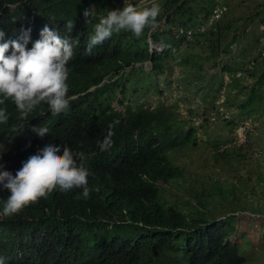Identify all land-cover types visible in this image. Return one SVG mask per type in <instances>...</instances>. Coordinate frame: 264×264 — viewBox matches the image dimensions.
Here are the masks:
<instances>
[{
  "label": "trees",
  "instance_id": "1",
  "mask_svg": "<svg viewBox=\"0 0 264 264\" xmlns=\"http://www.w3.org/2000/svg\"><path fill=\"white\" fill-rule=\"evenodd\" d=\"M123 1L0 0V29L6 33V40L17 39L20 29L30 26L35 41L45 25L78 40L68 62L71 99L67 111L53 116L42 102L27 118H21L11 100L2 105L9 117L7 123L0 124L2 166L15 175L31 152L52 139L74 152H85L86 166L92 172L88 199H77L82 189L68 193L53 190L18 214L0 216V255L6 257V264H245L240 243L233 237L236 231L252 226L256 214L264 216L261 200L256 214L233 213L212 220L196 216L192 210L183 213L168 204L161 199L159 185L185 177L184 169L172 162L171 153L197 147V129L181 117L175 104L161 101L154 107L129 105L120 112L114 103L123 105L130 88L129 75L138 69L144 72L147 63H151L149 77L157 91L154 77L171 72L175 68L173 60L190 76L200 78L206 75L205 62L216 64L226 57L220 72L228 74L227 85L231 87L227 103L239 109L240 119L262 117L264 61H252L243 49L239 54L248 61H241L239 69L233 65V47L248 36L247 29L241 31L238 24L224 18L226 15L205 33L195 32L187 39L188 29L210 18L219 4L217 0L155 2L161 5L157 30L146 28L139 38L131 32L114 33L88 53L87 40L94 24ZM85 5L94 7L93 19L85 15ZM256 14H264V9ZM69 18L72 24L67 22ZM150 40L164 50L151 53ZM253 40L258 46L260 38L254 36ZM184 44L205 48L209 55L191 53L177 58L176 52ZM129 67V77L101 85L108 75ZM211 79L206 81L210 89L214 83ZM248 79L252 82L246 84ZM218 84V89L213 93L209 90L207 96L215 95L224 81ZM39 125L49 127L48 136L40 137L34 131ZM110 131L114 144L102 151L100 142ZM231 151L223 150L218 155L229 163ZM245 156L240 148L235 157L243 161ZM248 167V171L254 170ZM256 180L264 193V174L257 175ZM9 195L8 190L0 188V198ZM236 219L237 224H229Z\"/></svg>",
  "mask_w": 264,
  "mask_h": 264
},
{
  "label": "rangeland",
  "instance_id": "2",
  "mask_svg": "<svg viewBox=\"0 0 264 264\" xmlns=\"http://www.w3.org/2000/svg\"><path fill=\"white\" fill-rule=\"evenodd\" d=\"M159 1L161 0H128L129 3L137 6L138 10L148 8L152 3ZM217 1L218 5L228 7V13L224 18L227 17L229 21L238 24L241 31L247 29L248 38L242 39L237 47H233L235 52L233 65L239 69V63L244 61L239 54L243 49H247L252 61L255 58L264 61V22L262 21L264 14H256L264 9V0ZM124 4L125 0L116 9H122ZM163 24L164 21L159 26L162 27ZM157 28L154 27L152 30L155 31ZM252 36L260 38L258 46L254 45L255 40ZM158 47L160 45L151 42L152 50ZM191 53L201 54L204 57L209 55L205 48L186 44L176 52V55L179 58ZM225 59L226 57L219 58L216 64L205 62L206 75L200 78L190 76L191 74L178 67L176 60H173L171 64L175 65V68L171 72L154 77L158 85L157 91L149 77L151 73L149 64L143 66L144 72L138 69L131 73L127 69L117 74L120 76L125 72L128 76L131 73L130 77L128 76L130 88L123 105L118 101L114 103L118 111H124V107L129 105L154 107L164 101L170 105H177L181 117L197 129V147L187 146L171 153L172 162L184 169V179L174 180L170 184H160L159 187L161 199H165L168 204L174 205L183 213L188 214L192 210L196 216L208 220L233 213L256 214L259 199L261 206L264 205V193L256 180L257 175L264 174V116L240 119L237 116L239 109L227 103L231 87L227 85L228 74L222 75L220 72ZM246 61L248 59L244 63ZM115 79L116 77H107L105 82L108 84ZM209 79L214 82L211 84L212 89L207 87L206 81ZM220 80L224 81L222 88L217 90L215 95L207 96L206 93L210 91L213 93V89H218ZM245 82L251 83L252 80L248 79ZM103 84L105 83L101 85ZM119 99H122V95ZM240 148H243V153L246 155L243 161L235 157ZM233 149L235 151L232 152ZM223 150H227L228 153L231 151L233 154L229 163H225L218 155ZM247 165L254 170L248 171L245 168ZM258 215L253 217L252 226L236 231L233 237L234 241L240 243V254L245 258V264H264V223H262L264 216ZM237 222V219L231 220L229 224L235 225Z\"/></svg>",
  "mask_w": 264,
  "mask_h": 264
},
{
  "label": "clouds",
  "instance_id": "3",
  "mask_svg": "<svg viewBox=\"0 0 264 264\" xmlns=\"http://www.w3.org/2000/svg\"><path fill=\"white\" fill-rule=\"evenodd\" d=\"M220 6L226 7H217ZM226 8L228 12V7ZM83 11L88 19L96 16L92 5H85ZM160 13L159 3L138 10L137 6L125 0L122 9L108 10L107 14L101 16L94 24V30L87 40V52L91 53L94 47L121 31L131 32L137 38L141 37L146 28L156 26ZM67 22L73 23L71 18ZM5 36L6 33L0 29V124L7 123L9 119L7 108L2 106L6 100H11L16 105L21 118H27L42 102L49 106L53 116L67 111L71 99L68 96V62L73 55V44L78 43V40L74 41L71 36L62 34L48 25L40 30V37L35 41H32L30 26L21 28L17 39L6 40ZM186 36L189 40L188 35ZM29 43L32 44L31 48L28 47ZM159 48L162 50H158ZM155 50L161 53L164 47L160 45ZM153 51L151 49V53ZM147 64L151 66V63ZM127 69L131 72L132 67L125 70ZM117 74L107 76L116 77L109 83L122 76L127 77L125 72L120 76ZM103 82L107 84L105 79ZM34 131L40 137H46L50 129L39 125ZM113 135L110 131L100 142L102 151L110 150L114 144ZM86 160L85 152H74L70 147L52 139L45 140L31 152L15 175L2 166L3 156H0V188L10 192L7 199L0 198V216L10 217L18 214L26 205L53 190L68 193L82 189L77 199L90 198L92 188L89 186V177L92 172L86 166ZM0 264H6V257L3 255H0Z\"/></svg>",
  "mask_w": 264,
  "mask_h": 264
},
{
  "label": "built area",
  "instance_id": "4",
  "mask_svg": "<svg viewBox=\"0 0 264 264\" xmlns=\"http://www.w3.org/2000/svg\"><path fill=\"white\" fill-rule=\"evenodd\" d=\"M227 12V8L226 7H217L211 18L209 20L206 21V23L202 24V25H199L198 27H196V29H191V30H188L187 32V35H188V38L191 39L193 37V35L195 34V32L197 33H205L208 29H210L211 27H213L215 25V23L220 20L224 15L225 13ZM158 50H162V48H159Z\"/></svg>",
  "mask_w": 264,
  "mask_h": 264
}]
</instances>
